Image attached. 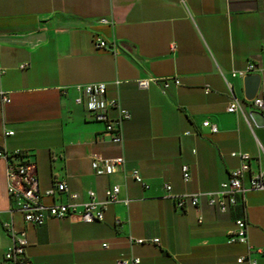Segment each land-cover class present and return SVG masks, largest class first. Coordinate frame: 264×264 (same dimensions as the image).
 I'll list each match as a JSON object with an SVG mask.
<instances>
[{
	"label": "crops",
	"instance_id": "obj_1",
	"mask_svg": "<svg viewBox=\"0 0 264 264\" xmlns=\"http://www.w3.org/2000/svg\"><path fill=\"white\" fill-rule=\"evenodd\" d=\"M96 36L109 48L96 49ZM249 62L263 67L254 73L262 77L257 96L264 101V0H0V92L9 98L0 99V151L25 153L42 193L65 183V191L43 195L47 205L68 202L71 193L81 204L89 191L104 201L109 186L120 188L101 221L67 216L28 224L9 198L0 158V264L13 245L5 223L26 230L27 264H115L121 257H138V264H247L237 262L241 256L264 264V190L245 191L224 211L208 203V193L241 165L232 152L250 156L244 184L264 170V125L249 116L243 76L232 75ZM147 77L180 83L165 91L138 87L135 81ZM99 82L130 113L120 145L74 102V85ZM233 96L242 110L231 113ZM91 155L122 156L124 163L97 174ZM193 193L200 194L196 205L176 207L175 197ZM238 218L246 222L249 249L228 241Z\"/></svg>",
	"mask_w": 264,
	"mask_h": 264
},
{
	"label": "built area",
	"instance_id": "obj_2",
	"mask_svg": "<svg viewBox=\"0 0 264 264\" xmlns=\"http://www.w3.org/2000/svg\"><path fill=\"white\" fill-rule=\"evenodd\" d=\"M105 22V21H104ZM96 49L109 48L107 42L96 36L93 40ZM25 67V65H21ZM263 67L256 63L249 62L243 71L232 72V75L244 76L248 73H254L261 70ZM138 87L147 88L151 84L159 85L162 91H165L171 84L179 85V79L175 77H147L139 78L135 81ZM73 88L77 92L74 98L76 104H82L90 112L96 121L104 124V135H106L112 143L122 144L123 137L121 133V124L124 120L130 118V113L122 108L116 98H107V85L105 83H88L77 84ZM208 87L205 92H208ZM0 99L3 102H8L9 98L4 93L0 92ZM251 110L262 111L264 101L261 97L255 96L252 100L247 101ZM111 109H116L118 115L115 118L109 116L108 112ZM228 112L241 111L242 107L236 97L228 102L226 107ZM208 126L212 132H216L217 126L208 120L202 123ZM12 131H6L5 135H11ZM232 156H238L241 159L240 167L230 171L227 180L222 184L221 189L208 193V203L216 206L220 211L226 210L230 206L239 204L240 197L242 198L247 190H264V170H258L252 173L247 178V183L244 184L245 173L249 170L250 156L247 153H231ZM0 158H3L7 163V193L12 200L15 209L19 211L23 219L28 224L41 225L46 218H63L73 216L77 220L90 223L94 221H101L104 217V210L110 203L118 200L119 186L117 184L109 186L106 191L104 201L95 199L93 191L88 192V200L81 204H77L75 199L76 193L69 194L70 201L58 202L51 204H44L41 199L43 195L53 196L58 191L66 190V185L63 181L55 182L54 185L45 190L43 193L39 190L38 178L35 171V163L30 161L26 154L15 150L12 152L0 151ZM124 163L122 156L112 158H101L96 155H91V165L97 174H112L120 169ZM182 178L184 181L190 179V172L187 165L181 167ZM131 177L138 183L143 185L144 181L137 171L131 172ZM146 186V185H145ZM166 191L171 190L169 184H165ZM200 194H184L174 198L177 208L182 209L185 202L196 205L199 202ZM127 201V200H126ZM236 230L229 236L228 241H239L248 246L246 235V222L244 218L235 220ZM4 226L10 232L13 245L4 253L6 264H27L24 258L25 247L27 245L26 230L15 229L11 223H5ZM130 243L144 244L146 242L159 243L158 238H134L129 237ZM106 243L103 246L106 247ZM250 247L248 246V249ZM140 262L138 257L119 258L115 264H138ZM238 263L246 262L247 264H256V259L252 257L241 256L237 258Z\"/></svg>",
	"mask_w": 264,
	"mask_h": 264
},
{
	"label": "water",
	"instance_id": "obj_3",
	"mask_svg": "<svg viewBox=\"0 0 264 264\" xmlns=\"http://www.w3.org/2000/svg\"><path fill=\"white\" fill-rule=\"evenodd\" d=\"M261 81L262 77L258 73H248L243 76L244 99L246 101H250L257 96ZM249 116L257 125H264V114L262 111L250 110Z\"/></svg>",
	"mask_w": 264,
	"mask_h": 264
}]
</instances>
